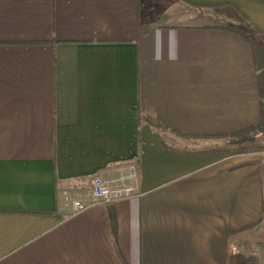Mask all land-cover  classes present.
Segmentation results:
<instances>
[{
  "label": "crops",
  "instance_id": "1",
  "mask_svg": "<svg viewBox=\"0 0 264 264\" xmlns=\"http://www.w3.org/2000/svg\"><path fill=\"white\" fill-rule=\"evenodd\" d=\"M248 26L264 0H0V264L264 263V151L208 142L260 121Z\"/></svg>",
  "mask_w": 264,
  "mask_h": 264
},
{
  "label": "trees",
  "instance_id": "2",
  "mask_svg": "<svg viewBox=\"0 0 264 264\" xmlns=\"http://www.w3.org/2000/svg\"><path fill=\"white\" fill-rule=\"evenodd\" d=\"M252 47L254 53V63L257 70L259 92L261 97L260 104V121L257 125H253L242 129L234 134L220 136L232 140L231 145L235 154H243L250 152L264 151V144L259 143L264 138V39H253ZM228 149V148H227ZM112 230L115 239L117 238L118 224L115 214H112ZM258 258L255 256H246L240 253H231L228 255V264H256ZM123 264H128L122 257Z\"/></svg>",
  "mask_w": 264,
  "mask_h": 264
},
{
  "label": "built area",
  "instance_id": "3",
  "mask_svg": "<svg viewBox=\"0 0 264 264\" xmlns=\"http://www.w3.org/2000/svg\"><path fill=\"white\" fill-rule=\"evenodd\" d=\"M134 180V174L116 181H107L95 175L90 181L89 199L75 197L65 190L62 194L61 205L68 216H73L95 204H115L136 194Z\"/></svg>",
  "mask_w": 264,
  "mask_h": 264
},
{
  "label": "rangeland",
  "instance_id": "4",
  "mask_svg": "<svg viewBox=\"0 0 264 264\" xmlns=\"http://www.w3.org/2000/svg\"><path fill=\"white\" fill-rule=\"evenodd\" d=\"M249 28L250 29H248V34H250V36H252L253 39H257V38H260L261 39L262 38V37H260L258 35L257 32L252 31L253 29L251 27H249ZM188 141L190 143H196L197 140H196V138H188ZM208 142H212V143H215V144H220V146L223 147L222 148L223 150L225 149L226 151L233 152V147L231 145L232 140L229 139V138L218 137V138H215V139H208ZM260 142H262L264 144V138H261V140L259 141V143ZM257 261L258 262L256 264H260V260H257ZM262 264H264V263H262Z\"/></svg>",
  "mask_w": 264,
  "mask_h": 264
}]
</instances>
